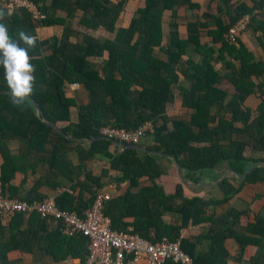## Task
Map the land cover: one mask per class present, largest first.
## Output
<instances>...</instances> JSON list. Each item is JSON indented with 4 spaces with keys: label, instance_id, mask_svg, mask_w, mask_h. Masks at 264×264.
I'll return each instance as SVG.
<instances>
[{
    "label": "trees",
    "instance_id": "1",
    "mask_svg": "<svg viewBox=\"0 0 264 264\" xmlns=\"http://www.w3.org/2000/svg\"><path fill=\"white\" fill-rule=\"evenodd\" d=\"M32 1L43 17H32L20 8L0 21L7 25L14 40H19L21 29L37 37L36 46L28 49L36 69L33 92L22 106L12 104L0 66L2 193L28 203L42 202L49 196L40 188L47 186L56 191L61 185L57 178L62 176L71 183L70 192L59 193L57 205L82 216L103 188V178L113 179L115 184L126 182L127 190L103 204L102 212L110 219L112 230L130 231L151 243L162 238L179 240L193 264H227L232 255L225 242L232 239L237 244L234 259L239 264H264V205L254 212L253 221L243 231L237 228L250 208H230L226 218L212 212L216 205L230 202L245 186L264 183V158L246 156L249 148L264 152V60H257L240 37L252 29L264 47V0H210L216 2V11L208 5L197 19L188 21L186 38L179 36L174 19L170 21L174 28L164 36L162 14L170 11L172 19L180 8L198 10L199 0H143L129 24L119 28L116 23L128 0ZM78 14L73 27L71 23ZM244 15L250 16L247 28L232 41L227 34ZM52 25H58L62 33L39 35L38 29ZM100 27L114 36L99 40L79 29ZM203 29L214 45L201 41ZM189 43L195 44L201 55L199 61L183 60ZM155 50L162 51L166 59L158 57ZM219 61L224 64L223 73L215 66ZM180 73L191 80L187 87L177 86L182 106L192 111L190 119H172L166 113ZM223 80L233 86L232 92L220 87ZM73 83L88 91L86 105L78 106L76 99L67 94V84ZM253 93H259L262 99L256 110L245 105ZM35 102L41 108V116ZM73 108L76 113H72ZM147 122L153 125L152 132L144 137L150 142L148 149L173 156L187 179L197 180V174L226 163L231 175L219 183L221 199L186 198L181 186L174 194H166L156 182L162 171L155 165V155L120 149L100 135L104 126L133 131ZM12 140L19 141L20 155L11 153L8 142ZM85 143L87 147H83ZM70 151L76 152L79 165L73 166L67 160ZM36 154L48 165V173L38 179L31 192L18 196V188L11 182L16 172L36 170L35 163L26 167L22 163L23 158ZM94 157L108 161L100 176L92 175L83 164ZM259 163L260 167L248 173ZM111 171L119 175L112 176ZM143 178L149 180L150 186L133 192ZM256 200L264 202V195H257ZM24 216H28V229L21 230ZM165 217H172L175 223H166ZM48 223L36 212L13 215L7 227L0 223V264H8L9 252H31V244L41 241L46 246L39 249L54 261L72 257L83 264L86 239L66 236L59 223L53 228ZM203 223L210 224L205 234L182 236L181 230L188 225ZM7 230L9 239L5 241ZM251 246L257 247V253L246 260L244 256Z\"/></svg>",
    "mask_w": 264,
    "mask_h": 264
},
{
    "label": "crops",
    "instance_id": "2",
    "mask_svg": "<svg viewBox=\"0 0 264 264\" xmlns=\"http://www.w3.org/2000/svg\"><path fill=\"white\" fill-rule=\"evenodd\" d=\"M251 3V0H247ZM201 7L198 10H191L188 8H180L178 9L177 15L172 17L170 11H164L162 14L161 19V26L162 32L164 36H167L169 31L174 27L170 26V21L173 19L177 23V30L179 32V36L181 38H186L187 36V29L186 24L188 21H194L197 19L203 11H205L210 5L211 10L214 12L216 11V2L210 0H199ZM143 4V0H128L124 7L123 11L118 18L116 23V28L120 26L125 27L129 24L135 10ZM79 13V12H78ZM60 14L65 15L64 12ZM74 22V21H73ZM73 27H76V22L73 23ZM82 31H86L95 38L99 40L103 38H112L114 36L113 33L107 32L106 29L98 28V29H85L79 28ZM100 31H103L102 34H98ZM38 33L42 37L52 36V35H60L62 30L58 25H52L50 27H44L38 29ZM241 39L245 43V45L254 53L255 58L257 60H264V47L261 44L260 40L257 37L256 32L252 29H247L241 34ZM201 41L208 42L209 44H213L211 41V37L207 34L206 29H203L200 33ZM76 38L73 36L71 40H75ZM214 45V44H213ZM154 53L160 57L161 59L165 60L166 55L160 51L155 50ZM186 58H190L192 61L196 62L201 59V55L196 50L194 43H189L186 47V53L183 56V60ZM229 58V57H228ZM216 68L220 70L221 73L225 72L223 62L219 61L215 63ZM258 81V80H257ZM191 83L190 76H184L180 73L179 81L176 86H174V99L172 102L168 103L166 108V113L170 116V118H184L190 119L191 110L187 109L186 107L182 106V97L177 88V86H189ZM220 87L227 88L228 91L233 90V86L223 80L220 84ZM66 92L68 95H72L77 102L78 106L86 105L89 102L88 91L82 85L72 86L71 84H67ZM262 101L259 93H253L249 95L246 99L245 105L251 107L253 110L259 106L260 102ZM72 113H76V109H72ZM76 120V114L72 115V121ZM152 126L150 122H147ZM58 129V128H57ZM59 130V129H58ZM148 139H143V142L140 146L148 149L149 145ZM9 149L13 155H20V143L19 141H9L8 142ZM88 143H85L83 147H87ZM115 146V145H114ZM116 147V146H115ZM150 150V149H148ZM111 152H114V147L110 148ZM246 156L248 157H263L264 152H253L250 148L246 152ZM67 160L72 163L73 166L79 165V160L77 158L75 151H70L67 153ZM155 165L162 171L161 176L156 180V182L164 189L166 194H174L178 186H181L183 196L186 198L191 197H200V198H215L221 199L222 192L219 188V183L226 177H230L231 172H229V168L225 162L218 164L213 170H206L202 173L197 174V180L187 179L183 175V180L179 176L177 169L174 165V162L165 156L155 155ZM23 167L30 166L32 164H36V170L32 171L31 168H27L26 172H16L14 179L12 180V186L18 188V196H24L31 192L34 184L37 183L38 179L45 177L48 173L49 167L47 164L44 163L42 160L41 155H31L30 158H23L22 159ZM2 164V157L0 155V167ZM84 167L87 171L91 172L94 176H100L103 168L108 167V161L101 157H94L88 159L83 162ZM110 174L112 176H118L119 173L111 171ZM233 174V173H232ZM235 175V174H233ZM235 177H238L235 175ZM239 178V177H238ZM83 180V178H81ZM57 181L61 184L60 187L54 191L51 188L44 186L40 188V192L46 194L47 196H54L56 197L59 193H63L64 191L70 192V185L71 183L62 176L57 178ZM102 182L104 183L103 188H101L100 193L108 195L109 198L117 197L121 195L125 190L128 189V185L126 182L115 184L113 179L110 178H103ZM150 186V182L147 178H143L140 180V186L138 188H133V192H137L138 189ZM257 195H264V183H257L255 185H247L244 187L243 191L237 194L230 202L227 204L216 205L212 212L215 216L226 218L228 216L227 212L230 208H234L236 210H246L251 209L248 215L242 217L241 222H239V226L237 228L238 231L245 230V227L248 225L249 222L253 221L254 212H259L260 209L263 207L264 202L262 200H256ZM164 220L166 223L172 222L175 223V220L171 217H165ZM9 219H3L0 217V223L7 227ZM28 216H24V222L21 225V230L28 229ZM174 221V222H173ZM50 228H53L56 224L49 222L48 223ZM208 223H203L200 225H188L186 228L181 230V234L185 238H194L200 234H205L209 228ZM8 230L6 231V235L4 240H8ZM40 247L46 246L45 241L41 242H34L31 244L32 251H20L14 250L7 254L8 257V264H82L79 258H72L69 257L65 260L61 261H54L50 255L44 252ZM225 246L229 251V254L232 257L228 260L227 264H239L235 259L234 256L237 252V244L232 239H227L225 242ZM257 253V247L251 246L247 249L244 258L246 260L250 259L253 255ZM137 264H145V260L141 259L137 262Z\"/></svg>",
    "mask_w": 264,
    "mask_h": 264
},
{
    "label": "built area",
    "instance_id": "3",
    "mask_svg": "<svg viewBox=\"0 0 264 264\" xmlns=\"http://www.w3.org/2000/svg\"><path fill=\"white\" fill-rule=\"evenodd\" d=\"M25 9L32 17H43L32 0H0V9ZM249 15H244L230 28L227 37L232 41L247 28ZM78 86L77 83L71 84ZM147 132H152V126L144 123L136 130L129 131L112 126L100 129V135L110 141L139 145ZM109 196L99 193L92 205L82 216L75 212L60 209L56 197L49 196L42 202L28 203L18 198L2 193L0 186V217L9 219L15 214L36 212L42 219L61 225L66 236H82L86 239L87 255L83 264H137L141 259L145 264H164L172 261L178 264H193V259L186 254L180 241H170L162 238L151 243L130 231L122 232L111 229V222L102 210Z\"/></svg>",
    "mask_w": 264,
    "mask_h": 264
},
{
    "label": "clouds",
    "instance_id": "4",
    "mask_svg": "<svg viewBox=\"0 0 264 264\" xmlns=\"http://www.w3.org/2000/svg\"><path fill=\"white\" fill-rule=\"evenodd\" d=\"M13 10L0 9V21L12 15ZM19 40L9 35L8 27L0 22V66L4 69V78L10 89L11 102L22 106L33 92L35 82L34 65L30 62L28 49L36 46L37 37L19 30ZM27 47H22L20 42Z\"/></svg>",
    "mask_w": 264,
    "mask_h": 264
},
{
    "label": "water",
    "instance_id": "5",
    "mask_svg": "<svg viewBox=\"0 0 264 264\" xmlns=\"http://www.w3.org/2000/svg\"><path fill=\"white\" fill-rule=\"evenodd\" d=\"M35 104L37 106L38 113L41 116V108H40V106L36 102H35ZM112 143H113V145H115L116 147H118L120 149H125V148L137 149V150H141V151H146V152H148L150 154H153V155H160V156L168 157V158H170L174 162V165H175V167L177 169V172H178L179 176L181 177V179L182 180L184 179L183 178V173H182V168H181V166L178 164V162L176 161V159L173 156H170V155L164 154V153H160V152H156V151H153V150H148V149H145L144 147H142L140 145L125 144V143L115 142V141H112ZM261 165H262L261 163L257 164L248 173H250L252 170L260 167ZM229 172H231V170ZM235 175H237L240 179L244 180V178L241 177L239 174L235 173Z\"/></svg>",
    "mask_w": 264,
    "mask_h": 264
},
{
    "label": "rangeland",
    "instance_id": "6",
    "mask_svg": "<svg viewBox=\"0 0 264 264\" xmlns=\"http://www.w3.org/2000/svg\"><path fill=\"white\" fill-rule=\"evenodd\" d=\"M62 15H63V14H62ZM78 16H79V14L75 17L74 22L77 20ZM74 22L72 21L71 25H73ZM102 32H103V31H100L98 34H102Z\"/></svg>",
    "mask_w": 264,
    "mask_h": 264
}]
</instances>
